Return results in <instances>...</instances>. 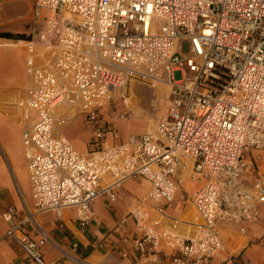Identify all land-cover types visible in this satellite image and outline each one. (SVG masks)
<instances>
[{
  "label": "built area",
  "instance_id": "obj_1",
  "mask_svg": "<svg viewBox=\"0 0 264 264\" xmlns=\"http://www.w3.org/2000/svg\"><path fill=\"white\" fill-rule=\"evenodd\" d=\"M55 15L62 24L49 32L43 21ZM32 24L20 107L34 208H74L86 227L97 198L116 202L120 184L145 178V201L166 204L154 213L142 202L121 221L118 229L130 232L132 218L136 232L121 255L139 264L225 260L221 223L256 222L264 204V172L251 154L264 150V0H33ZM134 82L166 84L167 113L148 131L110 143L117 132L105 117ZM80 116L95 126L88 152L63 135ZM186 179L197 184L189 197L195 221L168 210ZM3 238L47 264V233L33 239L25 219Z\"/></svg>",
  "mask_w": 264,
  "mask_h": 264
},
{
  "label": "crops",
  "instance_id": "obj_2",
  "mask_svg": "<svg viewBox=\"0 0 264 264\" xmlns=\"http://www.w3.org/2000/svg\"><path fill=\"white\" fill-rule=\"evenodd\" d=\"M24 1L31 8L20 17L19 0H0V30L32 32L33 0ZM27 43V39L0 36V264H38L30 260L28 254L14 241L3 238L11 223L24 219L33 239L40 238L41 230L47 233L48 241L42 249L47 264H139L133 256L125 258L121 255L122 250L132 248V240L136 235L133 219L129 218L128 222L132 228L130 232L126 228L118 229V225L142 202L153 208L154 213V208L166 204L165 201H145L149 193L147 179H129L120 184L116 202H110L105 196L97 198L94 203L95 217L86 227L79 224L74 208H67L62 214L55 211L39 212L34 208L27 154L22 141L25 125L20 107L22 97L19 99V93L30 84L27 73L30 51ZM42 62L43 57H38L37 63ZM77 119L86 121L84 116ZM63 135L67 137L64 131ZM68 139L76 146L74 140ZM119 141L109 137L110 143ZM88 143L76 147L81 152H88ZM251 154L257 158L259 168L264 172V150L252 149ZM196 186L195 182L184 181L175 205L168 208L170 213L186 221L197 219L196 208L189 199ZM14 206L19 212L13 221L5 220L3 213ZM28 209L34 213V218L29 217ZM261 210L262 216L256 222L221 223L220 230L228 257L225 260L216 258L213 264H233V258L246 264H264V204ZM182 227L184 230L188 228L185 224ZM127 236L129 240L124 241Z\"/></svg>",
  "mask_w": 264,
  "mask_h": 264
},
{
  "label": "rangeland",
  "instance_id": "obj_3",
  "mask_svg": "<svg viewBox=\"0 0 264 264\" xmlns=\"http://www.w3.org/2000/svg\"><path fill=\"white\" fill-rule=\"evenodd\" d=\"M31 5L24 0H19V16L26 15ZM47 11L46 9L44 10ZM47 13V12H46ZM49 32L56 31L62 24V16L55 15L53 20L43 21ZM156 23L162 24L157 19ZM26 33V32H25ZM180 72H176V77H181ZM26 90L19 93V99L24 95ZM168 93L169 87L166 84L152 86L141 82H134L129 90L128 99L119 97L116 106L112 107L110 113L106 115L105 120H110L111 128L117 134L115 139L126 140L131 134H141L154 127L167 113L168 110ZM118 112H125L127 120L115 119ZM95 126L85 120L77 119L63 128L65 135L74 140L77 147L85 146L94 137L93 131ZM89 139L87 140V137Z\"/></svg>",
  "mask_w": 264,
  "mask_h": 264
},
{
  "label": "trees",
  "instance_id": "obj_4",
  "mask_svg": "<svg viewBox=\"0 0 264 264\" xmlns=\"http://www.w3.org/2000/svg\"><path fill=\"white\" fill-rule=\"evenodd\" d=\"M32 34L25 33V32H19V33H13L10 31H2L0 30V36L1 37H8V38H19V39H29Z\"/></svg>",
  "mask_w": 264,
  "mask_h": 264
}]
</instances>
